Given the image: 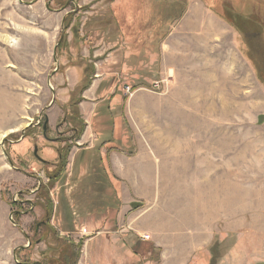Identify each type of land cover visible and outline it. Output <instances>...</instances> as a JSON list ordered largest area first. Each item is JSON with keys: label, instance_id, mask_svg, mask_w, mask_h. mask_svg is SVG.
<instances>
[{"label": "rangeland", "instance_id": "obj_1", "mask_svg": "<svg viewBox=\"0 0 264 264\" xmlns=\"http://www.w3.org/2000/svg\"><path fill=\"white\" fill-rule=\"evenodd\" d=\"M24 1L32 3L35 0ZM194 1L203 2L57 0V4L50 5L51 11L46 8L45 0L31 6L19 0H0V201L8 205V214L13 215L14 224L23 229L16 230L17 237L12 242H0V248L26 245L27 249L17 252L23 264H74L73 258L77 256L74 248L79 247L81 252L76 264L127 263L129 256L123 253L121 240L124 241L123 236L128 234L118 223L122 204L110 188L112 177L106 174L101 161L96 155L91 156L93 152L85 151L88 145H79L88 125L80 107H74L82 103L84 93L80 89L87 81L91 87L105 69L112 72L119 67L118 63L103 62L121 46V26L127 30V47L136 40L137 60L140 58V61H134L129 52L128 65L134 68L126 76L119 77L120 86H128L124 85L126 81L129 87L141 82V87L157 97L168 95L173 81L159 78L160 59L157 55L150 61V56L158 54L160 41L176 25L186 5ZM204 1L219 15L229 17L231 23L219 19L229 26L234 25L231 27L237 36L246 42L243 54L251 61L258 82L264 87V0ZM224 3L229 6L224 7ZM63 6L65 10L60 12ZM103 19L105 27L100 25ZM136 25L139 28H135ZM62 36L61 45L56 49V63L54 50ZM121 52L114 56L120 57ZM134 52L133 49L132 54ZM157 84H160L159 89H156ZM50 106L54 111H50ZM47 114L52 126L47 127L45 137L43 126L48 121ZM212 115L218 118V136L235 140L236 155H241L248 147L244 138H264V109L219 111ZM73 116L79 117L82 125L80 122L72 124ZM128 122L125 119V137L129 139L169 136L162 124L153 118L135 120L132 126ZM17 124L19 128L16 129ZM74 127L76 132L72 130ZM81 128H84L83 133H77ZM75 135L81 137L71 141ZM56 139L57 142H52ZM68 146L71 150L66 153L65 174L59 181L52 180L49 173L56 171V165V168L44 166L38 159L53 164L57 159L56 148ZM162 146L155 141L153 147ZM35 147L38 148L37 156ZM76 152L86 158L91 156L87 163L91 164L90 170L81 177L71 175L70 166ZM249 180L255 179L251 175L248 183ZM135 205L142 203H133L132 208ZM17 212H21L19 217ZM236 239L237 234H232L230 240L235 242ZM139 262L144 263L143 260Z\"/></svg>", "mask_w": 264, "mask_h": 264}, {"label": "crops", "instance_id": "obj_2", "mask_svg": "<svg viewBox=\"0 0 264 264\" xmlns=\"http://www.w3.org/2000/svg\"><path fill=\"white\" fill-rule=\"evenodd\" d=\"M119 39L121 46L103 62L119 67L105 69L83 94L79 107L88 126L79 145H88L85 151L112 177L110 188L122 204L118 223L128 234L121 240L126 264H210L216 243L226 246L217 264H264V138H244L248 147L236 155L235 140L218 136V118L212 115L264 109V87L243 54L246 42L205 3L187 4L158 54L150 56L152 61L158 55L157 75L173 81L171 92L157 97L139 82L127 98L119 77L132 72L128 55L136 61L137 47L136 40L127 47L123 26ZM47 115L51 127L54 112ZM147 118L162 124L169 136L125 137V119L132 126ZM155 141L163 146L153 147ZM91 156L73 154L71 175L84 176ZM251 175L255 180L248 183ZM138 202L142 205L132 208ZM8 209L0 201V242H12L22 229ZM27 248H0V264H23L17 252Z\"/></svg>", "mask_w": 264, "mask_h": 264}, {"label": "trees", "instance_id": "obj_3", "mask_svg": "<svg viewBox=\"0 0 264 264\" xmlns=\"http://www.w3.org/2000/svg\"><path fill=\"white\" fill-rule=\"evenodd\" d=\"M206 5H207V7L211 10V12L213 13V14H217L216 16L218 17V18H220V19H222L223 21H226L227 23H229L230 22V19H229V17L228 18H226V16H221V15H219L218 13H216L214 10H213V8L206 2V1H204V0H202ZM229 6V4H226V3H224V7H228ZM230 8L232 9V7H231V5H230ZM104 20V19H103ZM100 20V21H102V22H100V25H102V26H106V20ZM231 23V22H230ZM232 26V25H231ZM234 26V25H233ZM232 26V27H233ZM61 45V44H60ZM60 47V46H59ZM59 47H58V49H59ZM90 87V83L87 81V83L85 84V86H83L81 89H80V91L82 92V93H84L88 88ZM81 93V94H82ZM77 103H79V102H77ZM76 103V104H77ZM79 105H80V103H79ZM77 107H79L78 105L76 106L75 105V107L74 108H77ZM73 115L75 116V115H78L77 113L75 114V113H73ZM73 116V119L75 120V121H73V123L72 124H74L75 122L77 123V124H79V122H80V124L82 125V123H81V121H79L80 120V118L79 117H77L78 119H76V117H74ZM75 128V127H74ZM72 129L74 132H76L77 130H76V128L75 129ZM83 129L84 128H81V130L79 131V132H77V133H79V134H81V133H83ZM81 136H77L76 137V135L75 136H73L72 138H71V141H77L79 138H80ZM48 140L49 141H51L49 138H48ZM52 142H57V139L56 140H52ZM66 142H67V140L65 141V144H66ZM71 150V148L68 146V148H63V149H58V148H56V153H57V159H56V161L52 164V162H48V161H45V160H43V159H38V161H40V163L42 164V165H44V166H50V165H52L54 168H56V171H54L53 172V174H50L49 173V175H50V177H51V179L52 180H55V181H59L61 178H63V175L65 174V171H66V167H67V155L68 154H66V153H68L69 151ZM39 158V157H38ZM56 165V167H55V165ZM13 205L14 206H17V204L16 203H13ZM20 214H21V212H17V217H19L20 216ZM45 225H47L46 223H45ZM80 248L81 247H79V248H74V250L75 251H77V256H75L74 258H73V262H74V264H76L77 263V260L79 259V256H80ZM62 252H64V250H61ZM225 251H226V246L225 245H223V244H214V246L211 248V250H210V253H211V260H210V264H217L219 261H220V259L224 256V253H225ZM61 253V252H60ZM66 262V261H65ZM67 263V262H66ZM26 264H31V263H26ZM33 264H36V263H33ZM37 264H40V263H37ZM73 264V263H72Z\"/></svg>", "mask_w": 264, "mask_h": 264}, {"label": "water", "instance_id": "obj_4", "mask_svg": "<svg viewBox=\"0 0 264 264\" xmlns=\"http://www.w3.org/2000/svg\"><path fill=\"white\" fill-rule=\"evenodd\" d=\"M20 2H22V0H19ZM39 0H36V1H34V2H32V3H29L28 4V6H31V5H34L35 3H37ZM63 10H65V8L64 9H62L61 11H63ZM60 11V12H61ZM62 39H63V36L61 37V40H60V42L58 43V45L55 47V50H54V60L56 61V63H57V59H56V49H57V47L60 45V43H61V41H62ZM57 72V71H56ZM48 82L50 83V79H48ZM48 83V84H49ZM54 101L55 100H53V103H54ZM47 127H48V121L47 122H45V124H44V126H43V130H44V136L46 137V131H47ZM22 138H25V132H22ZM37 151H38V148L37 147H35V155L37 156ZM5 154V156H6V158L8 159V156L6 155V153H4ZM9 160V159H8ZM10 162V161H9ZM11 164V166L13 167V165H12V163H10ZM12 216L13 215H11V221L13 222V219H12ZM14 223V222H13Z\"/></svg>", "mask_w": 264, "mask_h": 264}, {"label": "built area", "instance_id": "obj_5", "mask_svg": "<svg viewBox=\"0 0 264 264\" xmlns=\"http://www.w3.org/2000/svg\"><path fill=\"white\" fill-rule=\"evenodd\" d=\"M159 85L160 84H157L158 87H156V89H159ZM124 91H125V95L128 96V97H131L133 94H134V90L133 88L129 87V86H125L124 88ZM162 93V92H161ZM149 239L148 237H146V240Z\"/></svg>", "mask_w": 264, "mask_h": 264}, {"label": "flooded vegetation", "instance_id": "obj_6", "mask_svg": "<svg viewBox=\"0 0 264 264\" xmlns=\"http://www.w3.org/2000/svg\"><path fill=\"white\" fill-rule=\"evenodd\" d=\"M35 1H36V0H35ZM39 1H41V0H39ZM39 1H38V2H39ZM45 1H47V7H46L47 9H48V8L50 9V5H51L53 2H54V3H53L52 5H55V3L57 4V0H45ZM21 3H22V4H25L26 6H28V4H29V3H25L24 0H22ZM35 4H36V3H35ZM63 8H64V6H63ZM50 10H51V9H50ZM61 10H62V9H61ZM61 10H60V11H61ZM51 11H52V10H51ZM58 12H59V11H58Z\"/></svg>", "mask_w": 264, "mask_h": 264}]
</instances>
